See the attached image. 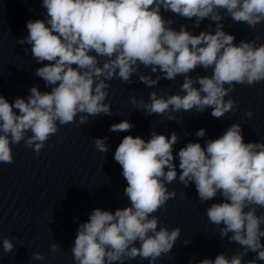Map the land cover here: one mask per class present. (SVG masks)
Wrapping results in <instances>:
<instances>
[{"label": "clouds", "instance_id": "1", "mask_svg": "<svg viewBox=\"0 0 264 264\" xmlns=\"http://www.w3.org/2000/svg\"><path fill=\"white\" fill-rule=\"evenodd\" d=\"M42 7L46 15L27 22L28 35L19 43L31 46L33 59L43 65L35 74L51 91L34 86L27 99L17 97L14 103L0 95L2 163L13 162L11 146L21 141L34 146L38 154L57 133L58 123L66 125L78 117L85 124L90 117L112 115L111 105L105 102L111 86L108 82L132 83L141 66L160 73L155 79L139 76L147 87L156 86L161 79L183 77L180 93L165 97L152 91L150 103L131 98L149 115L193 109L202 113L211 108V115L221 118L236 108L233 99H225L235 85L264 81V44L255 39L236 44V37L226 33L220 23L223 12L234 22L255 28L264 22V0H42ZM161 8L187 20L194 18L195 27L208 19L215 22V31L193 35L186 25L177 31L172 20L164 19ZM101 58H106L102 66ZM198 67L211 69V75L193 78L190 73ZM246 115L251 117L252 112ZM168 120L175 117L169 115ZM132 128L122 120L109 131L130 132ZM242 133L241 124L233 123L204 146L188 142L176 154L179 176L174 163L173 146L179 139L175 132L169 138L153 131L147 141L124 136L114 159L127 181L124 194L130 205L115 212L95 208L79 224L71 249L75 264H124L137 257L156 264L171 253L181 229L158 228L159 219L153 214L175 197L166 185L177 176L185 187L195 184L201 203L218 194L222 197L223 202L206 209L207 218L219 228L222 239L242 248L230 258L220 253L214 260L204 258L198 264H245L249 252L257 255L246 264L264 261V214L257 213V208L264 209V142L246 143ZM196 136L204 137L205 129H199ZM107 139L94 140L99 152H108ZM2 246L6 253L15 247L9 238H3ZM51 248L58 251L59 245L54 243ZM32 255L36 260L45 259L39 252Z\"/></svg>", "mask_w": 264, "mask_h": 264}, {"label": "water", "instance_id": "2", "mask_svg": "<svg viewBox=\"0 0 264 264\" xmlns=\"http://www.w3.org/2000/svg\"><path fill=\"white\" fill-rule=\"evenodd\" d=\"M161 14L164 19L173 21L172 27L177 31L181 25H186L193 35L201 31H215V22L208 19L195 27L194 18L187 20L163 8ZM45 15L42 0H22L3 90V96L10 103H14L17 97L27 99L34 86L42 92L51 91V86H46L43 79L35 74L36 69L43 65L33 59L31 46L19 43L28 35L27 22L43 19ZM222 15L224 19L220 23L224 25L223 30L236 37V44L253 39L258 44H264V22L251 28L243 22H234L223 12ZM104 59L101 58L100 66ZM211 73V69L198 67L190 75L195 78ZM141 74L153 79L160 75L141 66L133 74L132 83L119 79L108 82L111 86L105 102L111 105L112 115L90 117L85 124H81L78 117L66 125L58 123L57 133L45 142L38 154L34 146L29 147L24 141L11 146L13 162H0V264H75L71 249L79 224L86 222L95 208L115 212L130 205L124 194L127 181L122 176L121 166L114 159L115 150L126 135L140 136L147 141L153 131L169 138L175 132L179 137L173 146L178 176L179 158L176 154L181 147L188 142H199L204 146L205 141L220 137L233 123L241 124L246 143L264 142V81L252 86L235 85L225 99H233L236 108L221 118H214L211 108L202 113L193 109L149 115L142 107L133 104L131 98L150 103L152 91L165 97L180 93L183 77L177 76L172 81L161 79L156 86L147 87L139 80ZM247 112H252V116H247ZM169 115H173L175 120H168ZM122 120L133 125L130 132L109 131L112 124ZM201 128L205 129L202 138L196 136ZM27 135L30 136L31 132ZM104 137H108L107 153L99 152L94 143L96 138ZM178 176L166 185L169 191L176 193L175 197L153 215L159 219L158 228L179 227L181 235L171 253L161 256L156 264H189V261L198 264L204 258L214 260L220 253H226L230 258L241 252L238 244L222 239L219 228L207 218L206 209L212 203L223 202L222 197L218 194L212 200L201 203L195 184L185 187ZM257 213L264 214V209L257 208ZM3 238L13 241L15 247L11 253L4 252ZM261 242L264 243V238ZM54 243L59 245V250L55 252L51 248ZM35 252L41 253L45 259H34L32 254ZM256 255L249 252L244 257L245 264ZM124 264L150 262L137 257L126 260ZM257 264H264V261H257Z\"/></svg>", "mask_w": 264, "mask_h": 264}]
</instances>
